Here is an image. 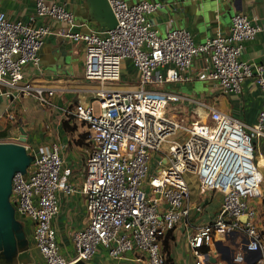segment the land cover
<instances>
[{
    "label": "built area",
    "instance_id": "built-area-1",
    "mask_svg": "<svg viewBox=\"0 0 264 264\" xmlns=\"http://www.w3.org/2000/svg\"><path fill=\"white\" fill-rule=\"evenodd\" d=\"M107 2L115 24L101 30H78L67 8L45 0H33V14L25 21L8 18L0 11L3 93L28 95L41 106L51 105L52 88L21 80L23 64L37 63L42 37L50 32L45 25H34V16L66 23L55 33L82 42V75L99 85L90 101L77 102L65 110L84 125L88 143L80 187L86 221L71 233L74 257L68 260L60 253L50 224L58 209L55 191L73 190L63 177L67 171L61 169L56 144L33 152L25 171L12 174L9 200L15 215L31 220L34 244L45 264L88 259L98 244L112 257L135 249L143 253L144 264H163L164 233L188 215L189 188L183 178L187 171L195 175L200 192H221L218 210L188 236L195 254L193 264H208L197 249L209 243L214 233L240 236L241 246L232 254L233 261H242L246 251H257V260L264 264V232L257 228L255 209L248 203L260 194L252 140L264 135V66L239 58L242 42L263 31L264 26L235 12L226 32L216 31L194 42L184 27L158 34L147 21V15L157 7L154 2ZM197 54L206 59L195 76L213 80L222 92H239L246 77L259 86L262 100L252 125L202 102L195 110L203 119L169 115L167 108H172L171 103L180 95L161 85L188 79L186 72ZM123 59H129L137 72L136 86L103 87L119 79ZM178 132L184 137L175 138ZM152 153H158L163 162L158 171L149 174ZM212 162H217L215 167Z\"/></svg>",
    "mask_w": 264,
    "mask_h": 264
},
{
    "label": "crops",
    "instance_id": "crops-1",
    "mask_svg": "<svg viewBox=\"0 0 264 264\" xmlns=\"http://www.w3.org/2000/svg\"><path fill=\"white\" fill-rule=\"evenodd\" d=\"M62 4L73 16L80 31L105 28L94 0H45ZM129 3L138 0H126ZM152 2L151 0H147ZM157 8L147 15V21L158 34H163L171 27H184L194 42L203 41L216 31L226 32L230 17L235 12L246 14L264 26V0H175L173 4ZM0 11L8 18L25 21L33 14V0H0ZM34 25H45L50 32L42 37L37 50V63L26 62L21 69V80L52 88L51 105L41 106L28 95H10L3 93L0 85V141H17L18 126L24 131L22 142L29 153L56 144L62 159L63 175L73 190L68 193L61 189L55 191L58 209L50 218L55 241L60 253L71 259L75 255L71 233L86 221L84 194L80 187L83 181V163L88 150L85 140L84 125L67 114L65 110L73 104L87 103L91 100L99 85L87 80L82 75L83 47L79 40H72L55 33L66 23L48 16H34ZM239 58L261 63L264 66V29L253 38L242 42ZM205 55L193 57L186 74L188 79L166 82L162 89L177 92L179 100L167 108L170 116L203 119L196 114L199 102L215 110L234 117L245 125L254 123L260 107L262 93L259 86L250 77L244 78L237 93L222 92L219 86L210 79H199L195 76L205 63ZM114 84H104L105 88L130 89L136 86L137 72L129 59H123L120 65L119 79ZM264 132V126H263ZM174 137V136H173ZM184 137L178 132L175 138ZM253 162L259 173L260 194L248 203L255 209L254 222L264 232V135L253 138ZM167 143L162 144L166 149ZM160 160V162H158ZM163 159L158 153H152L148 164V173L159 170ZM183 178L188 185V215L167 230L161 246L165 255L164 264H193L195 254L188 245L189 234L200 224L208 221L218 210L221 192L216 189H205L200 192L196 177L191 172H184ZM147 189V183H144ZM164 204L160 202V207ZM198 206L199 208H195ZM22 222V229L27 241L23 257L10 262L0 257V264H45L43 257L34 244L32 222L27 217L16 216ZM242 239L236 234L221 235L214 233L209 243H202L197 249L208 264H263L254 259L255 253L246 254L240 262L232 260L241 246ZM143 253L133 249L125 251L120 257L107 254L105 248L98 244L88 259H79L84 264H144ZM74 262V261H73Z\"/></svg>",
    "mask_w": 264,
    "mask_h": 264
},
{
    "label": "water",
    "instance_id": "water-1",
    "mask_svg": "<svg viewBox=\"0 0 264 264\" xmlns=\"http://www.w3.org/2000/svg\"><path fill=\"white\" fill-rule=\"evenodd\" d=\"M101 16L105 20V27L111 28L115 24V18L110 10L107 0H94ZM157 4V8L171 5L175 0H151ZM17 141H0V257L6 262L14 258L23 257L27 241L22 229V222L16 217L14 208L9 200L11 189V176L15 171L24 172L32 159L23 141L25 134L21 126H18ZM240 218H243L241 216ZM252 253L246 251V254ZM232 257V255H231ZM259 253L255 251L254 259H258ZM70 264H84L77 259Z\"/></svg>",
    "mask_w": 264,
    "mask_h": 264
},
{
    "label": "bare ground",
    "instance_id": "bare-ground-1",
    "mask_svg": "<svg viewBox=\"0 0 264 264\" xmlns=\"http://www.w3.org/2000/svg\"><path fill=\"white\" fill-rule=\"evenodd\" d=\"M216 163H217V162H216ZM216 163H215V162H212V164H213V167H215V165H214V164H216ZM212 164H211V165H212Z\"/></svg>",
    "mask_w": 264,
    "mask_h": 264
},
{
    "label": "trees",
    "instance_id": "trees-1",
    "mask_svg": "<svg viewBox=\"0 0 264 264\" xmlns=\"http://www.w3.org/2000/svg\"><path fill=\"white\" fill-rule=\"evenodd\" d=\"M162 251H163V249H162ZM164 261H165V257H164V260H163V264H164Z\"/></svg>",
    "mask_w": 264,
    "mask_h": 264
},
{
    "label": "rangeland",
    "instance_id": "rangeland-1",
    "mask_svg": "<svg viewBox=\"0 0 264 264\" xmlns=\"http://www.w3.org/2000/svg\"><path fill=\"white\" fill-rule=\"evenodd\" d=\"M112 84H114V83H112Z\"/></svg>",
    "mask_w": 264,
    "mask_h": 264
}]
</instances>
